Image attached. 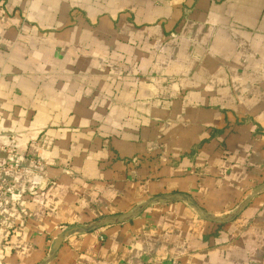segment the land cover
<instances>
[{
  "label": "crops",
  "instance_id": "0c3cea01",
  "mask_svg": "<svg viewBox=\"0 0 264 264\" xmlns=\"http://www.w3.org/2000/svg\"><path fill=\"white\" fill-rule=\"evenodd\" d=\"M0 185V264H264V0H0Z\"/></svg>",
  "mask_w": 264,
  "mask_h": 264
},
{
  "label": "water",
  "instance_id": "95a60500",
  "mask_svg": "<svg viewBox=\"0 0 264 264\" xmlns=\"http://www.w3.org/2000/svg\"><path fill=\"white\" fill-rule=\"evenodd\" d=\"M189 202L190 199H189ZM91 229H85V228H79V227H72V228H69L67 229L66 231H64V233H62L53 243V246H52V253L50 255V257L48 258L47 262L49 260H51L55 254L59 251V249L61 248L65 238L69 237L70 235L74 234V233H78V232H88L90 231Z\"/></svg>",
  "mask_w": 264,
  "mask_h": 264
},
{
  "label": "built area",
  "instance_id": "2783aa9c",
  "mask_svg": "<svg viewBox=\"0 0 264 264\" xmlns=\"http://www.w3.org/2000/svg\"><path fill=\"white\" fill-rule=\"evenodd\" d=\"M1 191H2V186L0 185V194H1Z\"/></svg>",
  "mask_w": 264,
  "mask_h": 264
}]
</instances>
